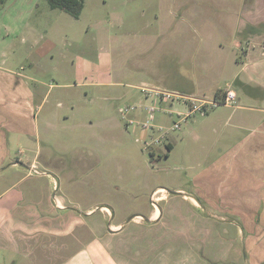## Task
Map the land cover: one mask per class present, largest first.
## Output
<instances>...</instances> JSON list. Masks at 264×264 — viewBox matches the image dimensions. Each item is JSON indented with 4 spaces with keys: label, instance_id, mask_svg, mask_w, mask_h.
<instances>
[{
    "label": "rangeland",
    "instance_id": "374dc122",
    "mask_svg": "<svg viewBox=\"0 0 264 264\" xmlns=\"http://www.w3.org/2000/svg\"><path fill=\"white\" fill-rule=\"evenodd\" d=\"M249 16L264 20V0H84L79 18L53 9L48 0H4L0 63L9 61L10 68L33 78L41 94L49 92L37 110L38 138L15 135L10 141L5 166L18 162L26 167L0 178V184L7 178L10 185L17 183L11 197L0 202H12L10 215L25 225L15 226V239L26 228L39 238L44 223L71 211L103 233L110 224L141 214L147 220L127 229L134 237L130 229L141 233L132 246L143 251V264H264L263 239L249 241L253 248L244 249L234 225L215 226L213 236L189 231L193 214L183 206L172 214L169 204L160 201L162 218L156 223L148 218L152 191L187 189L189 168L198 167L200 156L220 138L210 127L229 121L233 108L220 105L196 114L161 145L150 146L158 130L147 132L139 125L154 117L153 125L171 128L179 120L177 112L189 110L181 102L147 98L143 87L195 92L208 100H214L213 91L232 89L241 105L264 107V28L259 26V40L251 38L254 28L242 23ZM134 105H152L158 112L142 108L122 114L121 109ZM36 153V173L23 179ZM53 196L64 197L68 209L50 211ZM89 209L94 210L88 214ZM40 211L43 223H38ZM79 229L74 234L81 238L87 232ZM76 246L72 236L60 256L37 253L27 259L43 264L48 255L49 264H72ZM4 254L0 251V263Z\"/></svg>",
    "mask_w": 264,
    "mask_h": 264
},
{
    "label": "crops",
    "instance_id": "0c3cea01",
    "mask_svg": "<svg viewBox=\"0 0 264 264\" xmlns=\"http://www.w3.org/2000/svg\"><path fill=\"white\" fill-rule=\"evenodd\" d=\"M249 19L251 16L246 21H242L243 26H252L254 30L251 38L254 36L259 40L261 37H259L261 35L259 26L264 28V20ZM261 38L264 41V38ZM8 64L9 61L0 63V178L5 177L4 173L9 174L11 170L16 171L14 174L20 173L19 167H26L25 164L20 163V165L18 162L5 166L6 161L11 158L10 141L15 135L38 138L37 110L42 106L39 105L40 100L44 103L49 94V92L45 95L41 94L37 85L32 86L33 78L10 68ZM213 92L215 96L217 91ZM237 96L238 105L231 107L233 109L229 121L218 120L210 127L211 133L220 138L217 139L214 149L208 148L206 153L200 156L198 167L189 168L190 180L186 182L187 189H177L173 194H170L165 187L153 190L150 195L152 209L148 218L152 223L162 218L163 215L156 205L158 201L167 202L171 210L183 206L188 211V215L193 214L192 219L194 218L189 231L195 228L199 233L207 232L213 236V232L216 231L215 226L234 225L237 227L236 238L245 242L244 249L250 250L253 244L249 245V241L257 239L264 241V107L241 105L242 98L239 94ZM34 141L35 144L38 142L36 139ZM37 155L38 153L31 155L30 172L23 179L30 176L32 170L36 173ZM45 173L46 171L42 174ZM8 179H4L0 184V188L4 186L0 190V202L5 197H11L17 189L15 187L17 183L10 185ZM21 198L22 196L18 197L16 201ZM53 198V203L50 202L47 206L50 211L68 209L64 197L53 196ZM163 199L166 201H162ZM11 203L8 201L0 205V251L5 253L4 261L0 264H30L28 259L37 253L38 256L45 253L60 256L65 240H71L72 236L76 237L78 249L75 252L77 254H67L74 260L72 264H87V261L90 264L145 263L139 259L143 251L133 250L132 246L133 239L136 238V243L140 242L139 229L138 232L130 229L133 234H137L135 237L127 229L132 225L139 227L144 220H147L141 214L134 215L127 223L110 224L108 232L103 233L94 225H85L83 217L71 211L64 214L66 215H63L64 217L51 219L49 225L44 223L42 230L45 234L41 237L31 235L32 233H28L26 228L19 234V238L15 239L12 231H15L16 225H23V221L20 219L16 221L15 216L10 215L14 209ZM37 206L39 209L40 206ZM93 210L89 209L87 213L90 214ZM41 212L38 223L41 219L42 223L44 221ZM79 228H82L83 233L87 232L81 238L74 234L80 230ZM228 232V229L225 230V233ZM65 245L70 246V243ZM149 247V251L154 253L156 246L150 243ZM42 250L44 253L41 252ZM16 257L20 259L18 263ZM101 259L103 262L100 263ZM51 260L52 257L47 255L43 264H49ZM41 262L36 261V264Z\"/></svg>",
    "mask_w": 264,
    "mask_h": 264
},
{
    "label": "built area",
    "instance_id": "2783aa9c",
    "mask_svg": "<svg viewBox=\"0 0 264 264\" xmlns=\"http://www.w3.org/2000/svg\"><path fill=\"white\" fill-rule=\"evenodd\" d=\"M142 92L145 94L147 98H158L165 101H175L178 103H184L188 106L189 110L186 113L183 112H177V117L179 120L174 123V125L171 128H165L163 126H155L153 125L154 117L149 118L148 120L139 123L141 128L144 131H152L158 130L160 132V135L154 139V142L150 144V146L156 144L161 145L163 140L169 135V133L173 131L180 130L183 123H186L190 118L194 117L196 114H206L208 113L212 108H216L217 106H226V107H234L238 105V96L236 92L232 90H227L225 92V97L222 102H218L215 100H208L206 97L197 96L195 94H181L178 92L168 91L166 89H160L159 87H143L141 88ZM144 108L146 112H149L151 114H154L155 112H158V109L155 106H142V105H134V106H127L124 109H121L122 114L126 115L127 113L140 110ZM136 122L134 120H129L128 124L134 125ZM148 145V143H147Z\"/></svg>",
    "mask_w": 264,
    "mask_h": 264
},
{
    "label": "trees",
    "instance_id": "16d2710c",
    "mask_svg": "<svg viewBox=\"0 0 264 264\" xmlns=\"http://www.w3.org/2000/svg\"><path fill=\"white\" fill-rule=\"evenodd\" d=\"M4 0H0V6L3 4ZM50 6L53 9H59L62 11H65L66 13L72 15L75 18H79L81 15V12L84 8V0H48ZM221 90H218L215 93V100L218 102H222L225 97V92ZM167 150L171 151L172 146L169 144H165ZM151 159L155 158V155L151 152L150 153ZM166 157H168V154H166Z\"/></svg>",
    "mask_w": 264,
    "mask_h": 264
}]
</instances>
